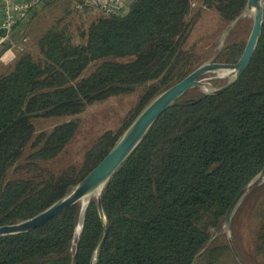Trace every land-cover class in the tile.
Returning a JSON list of instances; mask_svg holds the SVG:
<instances>
[{"label":"trees","instance_id":"obj_1","mask_svg":"<svg viewBox=\"0 0 264 264\" xmlns=\"http://www.w3.org/2000/svg\"><path fill=\"white\" fill-rule=\"evenodd\" d=\"M201 3L229 22L246 0ZM77 4L99 12L80 22L75 34L65 18H74L79 7L72 0H47L43 10L59 11L47 30L24 43L39 9L23 25L26 15L18 20L11 28L17 32L0 44V57L8 43L22 45L8 62L0 61V225L28 218L67 193L141 108L193 65V47L184 45L196 13L190 0H131L115 13ZM243 46L227 44L218 61L235 62ZM118 57L130 59L114 60ZM140 86L139 100L121 127L99 135L78 170L68 166L56 174L44 166L72 138L87 105ZM51 118L57 121L35 133L36 122ZM263 167L264 16L241 76L218 93L184 94L115 171L101 194L108 232L96 260L103 224L91 199L77 238L75 203L32 230L0 236V264H71L76 241L75 264H192L232 200ZM245 199L253 202L252 216L260 224L255 248L264 257V186ZM227 249L209 247L194 264H218Z\"/></svg>","mask_w":264,"mask_h":264},{"label":"rangeland","instance_id":"obj_2","mask_svg":"<svg viewBox=\"0 0 264 264\" xmlns=\"http://www.w3.org/2000/svg\"><path fill=\"white\" fill-rule=\"evenodd\" d=\"M79 1H85L90 5L98 6L93 0H72L73 5L79 7V13L78 11L74 12V18L67 15L68 17L65 18V21H71L69 27L74 34L76 28H79L78 25L80 22L92 19L99 12L95 8L90 9L91 6L86 8L78 5L77 3ZM59 3L61 4L62 2ZM98 3L103 6L105 5L102 0H98ZM190 5L192 13H196L184 44L185 46L192 45L193 47L189 55L194 61L189 71L205 61H218L219 55L229 43L241 42L244 45L252 24V14L245 8L242 9L237 17L226 22L219 18L217 12L202 6L201 0H190ZM104 9L109 10L106 7ZM58 14L59 11L57 8L53 7L44 9L42 13L37 14L27 29L30 36L27 37L24 43L34 42L54 22ZM11 47L13 49L17 48L18 50L21 49L22 45L19 43L15 45L11 44ZM10 52L5 53L0 59L8 62L14 57V52ZM33 52L36 53L34 50ZM128 59L130 58L118 57L114 60L122 62ZM98 63L100 61L93 62L89 65L87 70L83 72V75L88 74ZM3 65L4 63H0V68ZM202 78L203 83L198 86H193L185 95L204 92L206 89L222 85L227 80V77L217 72H209L203 75ZM142 91L143 88L140 86L132 92L111 96L102 101L87 105L77 116L80 120L72 138L67 142L59 155L49 162H46L44 166L50 168L56 174L66 170L68 166H73V169L78 170L84 163L85 152L92 146L99 135L109 130L113 133L118 131L126 117L129 116L136 106ZM55 121H57L55 118H51L44 122H36L35 133L49 128L50 123ZM262 185L264 186V181L252 189H256ZM249 192L240 200L233 211L229 221V227L225 226L223 215L219 223L211 230L210 237H213V239L210 247L220 245L228 246L227 251L222 255L218 264H240L233 255L232 248H234L246 264H264V257L258 255L255 248L256 236L260 224L252 216L253 202L245 199L249 195ZM78 205L80 206V203ZM77 236L75 235L76 238Z\"/></svg>","mask_w":264,"mask_h":264},{"label":"water","instance_id":"obj_3","mask_svg":"<svg viewBox=\"0 0 264 264\" xmlns=\"http://www.w3.org/2000/svg\"><path fill=\"white\" fill-rule=\"evenodd\" d=\"M47 0H42L36 4L23 18L21 24L26 23L33 14L41 9ZM103 9L105 6L100 5L98 0H93ZM131 1V0H130ZM264 0H246L245 9L252 14V24L243 49L239 58L235 62H222L215 60L205 61L191 71H189L182 78L178 79L165 89L161 90L153 96L135 115L132 121L126 126L122 133L118 136L114 144L107 150L102 158L75 184L67 193L52 202L50 205L35 213L34 215L12 223H5L0 225V236L12 235L17 233L32 230L45 222L52 219L61 211L84 200L85 205L83 209L79 206V215L77 222L80 223L78 236L81 232L84 213L86 207L91 200V197L96 201L97 212L103 224V231L101 237L95 247L93 260L99 257L101 247L105 241L108 232V222L101 203V194L118 167L130 156L136 147L143 140L148 130L155 122V120L170 106H172L178 99H180L193 86L201 85L203 75L209 72L222 73L227 77L226 82L222 85L206 89L204 92L214 94L223 91L231 85L241 74L245 71L251 60L252 53L258 43L264 16ZM109 12L115 13L113 10ZM8 43L6 47H9ZM26 116V115H25ZM25 116H21V119ZM7 126L3 131H5ZM264 181V167L247 183L245 184L224 214V224L229 227V221L240 200L256 185ZM76 229V228H75ZM77 236V237H78ZM213 237H210L204 246L197 252L193 258L192 264L198 256H200L206 249L210 247ZM78 251V241L74 243V252L71 258V264H75L76 254ZM233 255L240 264H246L239 257L237 252L232 248Z\"/></svg>","mask_w":264,"mask_h":264},{"label":"built area","instance_id":"obj_4","mask_svg":"<svg viewBox=\"0 0 264 264\" xmlns=\"http://www.w3.org/2000/svg\"><path fill=\"white\" fill-rule=\"evenodd\" d=\"M130 0H103L104 6L113 11L121 10L124 8ZM38 0L34 1V4H36ZM32 5V4H31ZM31 5L28 6L27 4H15V5H9L7 4L4 7V16L3 20L0 22V29H2L5 33L4 35L0 36V44L6 41L7 36L11 32L12 26L21 18H23L29 8H31ZM18 12V17L17 14L14 12Z\"/></svg>","mask_w":264,"mask_h":264},{"label":"crops","instance_id":"obj_5","mask_svg":"<svg viewBox=\"0 0 264 264\" xmlns=\"http://www.w3.org/2000/svg\"><path fill=\"white\" fill-rule=\"evenodd\" d=\"M34 1L35 0H0V22L3 20V16H4V7L7 5V4H9V5H15V4H27L28 6H30L31 4V7L33 6V5H35L34 4ZM39 1V0H38ZM103 1V0H102ZM38 3V2H37ZM15 14H17V17H18V12H14ZM15 32H17V30H14V32H11V34L12 33H15ZM4 31L2 30V29H0V36H2V35H4ZM9 36V35H8ZM8 36H7V38H8ZM7 40V39H6ZM13 51V48L12 47H10L5 53H11L10 51ZM5 53H3L2 55H1V57L2 56H4V54ZM0 61L1 62H5L4 61V59L2 60V59H0Z\"/></svg>","mask_w":264,"mask_h":264},{"label":"bare ground","instance_id":"obj_6","mask_svg":"<svg viewBox=\"0 0 264 264\" xmlns=\"http://www.w3.org/2000/svg\"><path fill=\"white\" fill-rule=\"evenodd\" d=\"M79 203H80V207H81V209H83V207H84V205H85V201H84V200H81V201H79ZM79 228H80V223L77 222V224H76V229H75V235H78Z\"/></svg>","mask_w":264,"mask_h":264}]
</instances>
